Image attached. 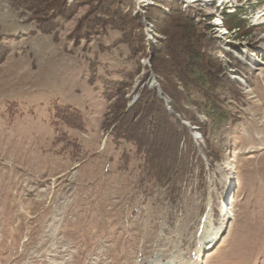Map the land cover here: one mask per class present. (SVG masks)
Returning <instances> with one entry per match:
<instances>
[{"label":"rangeland","instance_id":"obj_1","mask_svg":"<svg viewBox=\"0 0 264 264\" xmlns=\"http://www.w3.org/2000/svg\"><path fill=\"white\" fill-rule=\"evenodd\" d=\"M0 264H264V0H0Z\"/></svg>","mask_w":264,"mask_h":264},{"label":"trees","instance_id":"obj_2","mask_svg":"<svg viewBox=\"0 0 264 264\" xmlns=\"http://www.w3.org/2000/svg\"><path fill=\"white\" fill-rule=\"evenodd\" d=\"M235 14L232 12H224L222 13V22L225 23L227 25V27L230 30H237L243 27V23H242V19L241 17H239V15L234 16ZM191 24V23H190ZM195 44H190L189 47H186L183 52H180L181 54L184 53V56L186 57L185 61L187 62V64H185V69L189 72H193L199 79H201V82H208L209 79L207 77V73L205 72V68L204 65L202 64L203 60H204V54H202L201 50H197L196 47H193ZM166 64V63H165ZM168 66L169 65H164L162 67H160V70H168ZM207 105L210 103L208 100L206 101ZM208 107V106H206ZM214 116L213 118L215 119H220L222 117V112H218V110L214 111ZM146 133H142V138H139V136L136 134L134 135H130L129 134V138L132 139H137V143L141 145V147H147V140H148V136ZM169 140V139H167ZM166 145H159L156 146L155 148H153L151 150V152L153 154H155V156H153L150 159H147V164L150 167L151 170H155L157 168V164H155L154 160L156 159V156L161 153L160 151L163 150V147Z\"/></svg>","mask_w":264,"mask_h":264},{"label":"bare ground","instance_id":"obj_3","mask_svg":"<svg viewBox=\"0 0 264 264\" xmlns=\"http://www.w3.org/2000/svg\"><path fill=\"white\" fill-rule=\"evenodd\" d=\"M217 238H218L217 236L211 237V239L207 240V242H206L207 245H206V246L204 245V244H206V243H204V244L201 245L200 256L202 255V252H203L205 249L212 247V246L214 245V243H216Z\"/></svg>","mask_w":264,"mask_h":264},{"label":"water","instance_id":"obj_4","mask_svg":"<svg viewBox=\"0 0 264 264\" xmlns=\"http://www.w3.org/2000/svg\"><path fill=\"white\" fill-rule=\"evenodd\" d=\"M221 238L211 247V248H215L216 245L220 242Z\"/></svg>","mask_w":264,"mask_h":264}]
</instances>
